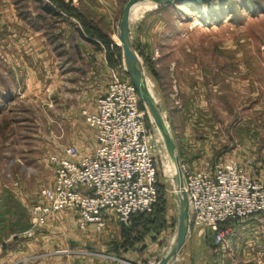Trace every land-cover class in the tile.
<instances>
[{
    "label": "rangeland",
    "instance_id": "374dc122",
    "mask_svg": "<svg viewBox=\"0 0 264 264\" xmlns=\"http://www.w3.org/2000/svg\"><path fill=\"white\" fill-rule=\"evenodd\" d=\"M127 1L0 0V244L14 229L26 243L37 232L47 236L27 264L58 253L103 264H157L181 236V163L194 170L207 160L233 159L264 181V0H137L128 32L149 92L141 104L158 203L129 225L110 215L93 241L82 237L70 211L27 235L30 208L52 180L49 156L67 145L90 153L95 131L82 111L93 109L108 82L131 80L120 31ZM185 213L186 240L194 233V241L203 235L214 245L209 231L193 227L187 200ZM254 216L239 252L232 251V232L219 246L233 258L225 264H264V212Z\"/></svg>",
    "mask_w": 264,
    "mask_h": 264
},
{
    "label": "built area",
    "instance_id": "2783aa9c",
    "mask_svg": "<svg viewBox=\"0 0 264 264\" xmlns=\"http://www.w3.org/2000/svg\"><path fill=\"white\" fill-rule=\"evenodd\" d=\"M140 104L132 82L115 79L96 98L93 110L82 111L95 131V146L85 154L67 145L49 156L52 180L30 208L28 236L61 211L72 212L81 231L90 225L102 230L110 215L129 225L134 215L152 213L158 173ZM179 172L192 225L209 231L216 246L227 241L230 224L264 212V181L248 175L233 159L207 160L197 170L181 163ZM0 264L21 263L2 262L0 253Z\"/></svg>",
    "mask_w": 264,
    "mask_h": 264
},
{
    "label": "crops",
    "instance_id": "0c3cea01",
    "mask_svg": "<svg viewBox=\"0 0 264 264\" xmlns=\"http://www.w3.org/2000/svg\"><path fill=\"white\" fill-rule=\"evenodd\" d=\"M105 90L106 87L103 93L105 92ZM95 100L92 104L93 108H94ZM231 154H234V152ZM200 165L194 170L199 169ZM258 217L259 216H253L243 223L229 225L232 228L231 234L233 235V239L236 241L232 247L233 252L237 253L240 251V247H239L240 244L238 241L240 236L247 235L249 233V230H252L253 228L255 229V225L257 223ZM68 222L69 221H66L65 223ZM61 226L63 225L61 224ZM61 226L57 225V227H61ZM52 228L56 229V227H52ZM95 231L96 230L94 229V227L90 225L85 231L86 234L85 237L84 236L82 237L85 238L86 241H93L94 236L97 234L95 233ZM22 234L23 231L21 230L18 231V229H14L13 231H9L7 235H4V238L2 239L0 244L1 246L3 245V247L5 248V251L1 255L2 262L11 263V262L19 261L21 264H27L28 262L36 260V258L40 256L38 254L42 253V251L45 249L43 246H45L44 242L46 241L47 236L43 235L40 232L39 233L37 232V234L32 239L33 242L26 243L20 241L22 238L21 237ZM194 235H195L194 233L190 234L187 240L185 241V243L182 245V247L178 251H176V253L173 256H171V258H169L165 264H225V262L229 263L230 259H232L231 261L233 262V258L229 255L230 253H228V256H230L231 258L227 256V253L226 254L222 253L221 255L220 254L221 251H219L220 248L219 246L215 247L216 246L215 244H214L215 246L213 244H210L207 238L203 235L201 236L202 240L196 242L194 241V237H193ZM95 241H96V237H95ZM95 241H94V245L96 249H99V251H101L102 249L101 243H98L97 245ZM97 246H100V248H97ZM168 253L165 256H167ZM77 258L79 259L76 260L74 257H70V256L65 257L60 255L59 253L56 256L51 254L43 262V264H103L102 260L101 259L99 260L96 257L87 258L83 255H79L77 256ZM123 260L135 264H139L138 262H135L130 259H123ZM159 262L157 264H159Z\"/></svg>",
    "mask_w": 264,
    "mask_h": 264
},
{
    "label": "water",
    "instance_id": "95a60500",
    "mask_svg": "<svg viewBox=\"0 0 264 264\" xmlns=\"http://www.w3.org/2000/svg\"><path fill=\"white\" fill-rule=\"evenodd\" d=\"M137 0H129L125 4L122 13H121V18H120V26H121V40L124 46L125 50V55L127 58V61L129 63V66L131 68L130 75H131V82L135 86L137 93L139 95V99L141 102L144 101L145 96H149V92L146 86V83L144 82L143 79V74L141 69L138 67L136 58L134 53L132 52L131 45H130V40H129V29H128V11L130 6L136 2ZM167 1H173V0H167ZM176 1V0H174ZM149 109L151 113L154 116V119L159 122V113L156 108V106L153 103H149ZM180 175V173H179ZM179 213H180V227H181V236L177 244L175 245V248L168 253L167 256L163 257L159 264H165L166 261L173 256L176 251H178L182 245L186 241L187 237V229H186V213H185V202H186V196L185 193L182 192V180H181V175L179 176ZM126 264H135L126 260H123Z\"/></svg>",
    "mask_w": 264,
    "mask_h": 264
},
{
    "label": "trees",
    "instance_id": "16d2710c",
    "mask_svg": "<svg viewBox=\"0 0 264 264\" xmlns=\"http://www.w3.org/2000/svg\"><path fill=\"white\" fill-rule=\"evenodd\" d=\"M45 10L46 11H50L47 7H45ZM52 12V11H51ZM140 107L142 108V104H140ZM158 179V178H157ZM157 191H158V186H157ZM158 194H159V192H158ZM158 200H159V195H157V201H156V203H155V205H157V203H158ZM155 207V206H154ZM154 210V209H153ZM143 215V214H142ZM141 217V214H136V216L134 215L133 217H132V221H133V219H135V218H140ZM43 227V226H42Z\"/></svg>",
    "mask_w": 264,
    "mask_h": 264
}]
</instances>
